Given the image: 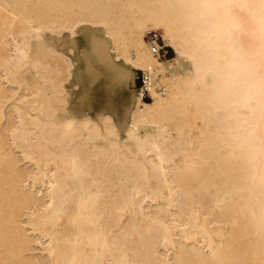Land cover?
Masks as SVG:
<instances>
[{
    "label": "bare ground",
    "instance_id": "obj_1",
    "mask_svg": "<svg viewBox=\"0 0 264 264\" xmlns=\"http://www.w3.org/2000/svg\"><path fill=\"white\" fill-rule=\"evenodd\" d=\"M0 264H264V0H0Z\"/></svg>",
    "mask_w": 264,
    "mask_h": 264
},
{
    "label": "rangeland",
    "instance_id": "obj_2",
    "mask_svg": "<svg viewBox=\"0 0 264 264\" xmlns=\"http://www.w3.org/2000/svg\"><path fill=\"white\" fill-rule=\"evenodd\" d=\"M152 34H150L148 37L150 38L153 34H157L158 36H159V38H160V40H161V42H162V46H166V48L164 49V51H162V55H161V59H166V60H170V59H173V58H175V51H173V49L172 48H170L169 46H168V43H167V41H166V39L164 38V36L160 33V32H151ZM243 37L244 38H253L254 36H253V34H243ZM149 38H148V40H149ZM85 45V48H86V51H88V50H90L91 49V46H90V44L89 43H85L84 44ZM141 74H142V72H140V71H136V78L137 79H135V86L136 87H139V85H140V81H139V78L141 77ZM87 76H90V73L89 72H87ZM88 84H91V81H88ZM102 94L103 95H108V96H110V98H109V100L112 98L113 99V102L114 101H117L118 100V97L119 96H121L122 95V93L120 92V90H118V89H116V90H113V89H105V90H103L102 91ZM119 116H121V114L119 113Z\"/></svg>",
    "mask_w": 264,
    "mask_h": 264
},
{
    "label": "built area",
    "instance_id": "obj_3",
    "mask_svg": "<svg viewBox=\"0 0 264 264\" xmlns=\"http://www.w3.org/2000/svg\"><path fill=\"white\" fill-rule=\"evenodd\" d=\"M152 37H154V40L156 41V42H158V44H160V39H159V37L157 36V34H153V36ZM160 53L162 52V51H164V49L161 47L160 48ZM156 52V51H155ZM139 81H140V85H139V87H140V89L142 88V87H144L145 86V80H144V75L143 74H141V77L139 78ZM145 98L147 97V94L144 96ZM147 99V98H146Z\"/></svg>",
    "mask_w": 264,
    "mask_h": 264
}]
</instances>
